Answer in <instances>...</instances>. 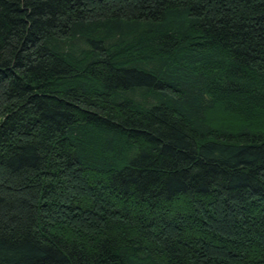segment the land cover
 I'll return each mask as SVG.
<instances>
[{
    "label": "trees",
    "instance_id": "16d2710c",
    "mask_svg": "<svg viewBox=\"0 0 264 264\" xmlns=\"http://www.w3.org/2000/svg\"><path fill=\"white\" fill-rule=\"evenodd\" d=\"M0 264H264V0H0Z\"/></svg>",
    "mask_w": 264,
    "mask_h": 264
}]
</instances>
